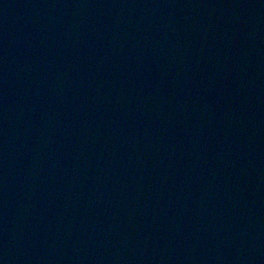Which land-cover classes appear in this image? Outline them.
<instances>
[{
    "label": "water",
    "instance_id": "1",
    "mask_svg": "<svg viewBox=\"0 0 264 264\" xmlns=\"http://www.w3.org/2000/svg\"><path fill=\"white\" fill-rule=\"evenodd\" d=\"M0 264H264V0H0Z\"/></svg>",
    "mask_w": 264,
    "mask_h": 264
}]
</instances>
